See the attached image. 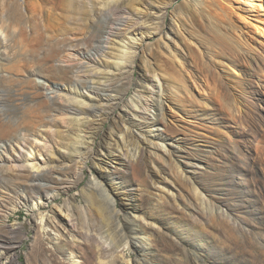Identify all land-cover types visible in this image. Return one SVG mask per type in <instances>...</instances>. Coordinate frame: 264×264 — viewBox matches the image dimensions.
I'll return each mask as SVG.
<instances>
[{"label":"rangeland","instance_id":"1","mask_svg":"<svg viewBox=\"0 0 264 264\" xmlns=\"http://www.w3.org/2000/svg\"><path fill=\"white\" fill-rule=\"evenodd\" d=\"M218 1L236 29L216 19L213 32L207 0L133 8L128 40L111 41L144 40L133 81L106 91L120 84L113 44L100 53L98 33L65 44L45 28L33 43L24 17L40 3L21 0L17 30L31 35L15 45L0 0V264H264V0ZM153 6L165 22L147 18ZM108 96L122 98L116 109L100 102Z\"/></svg>","mask_w":264,"mask_h":264},{"label":"bare ground","instance_id":"2","mask_svg":"<svg viewBox=\"0 0 264 264\" xmlns=\"http://www.w3.org/2000/svg\"><path fill=\"white\" fill-rule=\"evenodd\" d=\"M36 1H38L36 3H40L41 5H43L44 7L43 12L39 14L37 11L38 10L37 7L40 6V4L32 7V5L29 3L27 7L29 8L31 14H29V16L26 15L24 17V21H26L28 24L31 23V29H32L31 33L35 35H39V37L34 38L33 43L40 42V38L42 37L41 30L43 28H45L47 32L53 33L55 36L56 35L60 36L61 41H64L65 44H70L74 36H76V34H79L81 32H83V35L87 34L85 37L89 36L88 39L95 38L96 33H98L100 39L99 40L96 39L98 45L94 47V50L100 53H105L107 50H109V46L113 44V42H111L112 39H114V41L115 40L120 41L121 43L124 42L125 40H128L127 37L126 39L123 40L124 36L120 33L121 31L120 27L123 26L124 24L127 25L126 23L130 20L129 18H131L132 15L131 11L133 8L139 10L140 6H145L147 10L149 11L151 10V8L148 7L150 5L148 0H36ZM191 3L193 4V6L194 4L197 5L196 3L193 2ZM192 4H190L191 6H189L185 11L191 10L192 12L193 9ZM207 4L209 10V13L207 14L211 18L212 23L210 27L213 32L217 33L221 30L219 24L216 22V19L218 20L220 19L222 22L229 24L230 28L232 27L236 29L234 20L226 13L227 8L222 7L218 0H207ZM7 5H8L7 6L8 11L10 12V20L12 21L11 25L14 27V29L16 27V29L13 30L14 32L11 29L12 33H10V31L7 30L9 34V39L14 41L15 45L17 43H20L21 46L23 47L25 43L20 39V37L27 39L29 35H31V33L17 30V27H20V23L22 21L21 0H7ZM154 8H155L154 13L150 14L149 11H146L147 12L146 14L149 15V17L147 16V18L154 20L155 16H159L163 18L165 22L168 14L166 8H162V7L161 8L154 7ZM202 14H206V13L202 11ZM191 19L193 20L194 23L195 20L197 19L195 14L191 15ZM48 22L49 24H47ZM182 22L183 21H178V28H179L178 30L180 33L182 32L181 29H183L184 27V26L182 27L181 25ZM3 30L5 31L6 29L3 28ZM144 30L145 28L143 27L142 24H133L132 26L131 25L129 26L128 33H130V35L131 34L144 35ZM162 32L163 31L161 29V32L159 34H162ZM172 32L174 33L173 30ZM172 39H173V35L170 32L167 33V35L165 36V42L169 44L170 40ZM132 43L134 42H131L129 44L130 47L122 46L120 48L117 47L118 45L113 44L112 49H110L112 51H110L111 53L109 54V56L110 58L115 60V62L112 63V65H110L109 68L114 69V71L120 72L117 78V80L120 81L119 82L120 84L118 85V83L114 81V84L112 86L105 89L100 88L101 90L119 91L121 88L125 87L126 85L127 86L131 85V82L133 81L132 74L134 71V63L138 59V55L142 50L144 40L138 46ZM22 47H20V50L22 49ZM18 53H16V55H18ZM118 61H120V63ZM123 63L124 65L123 67H121ZM71 71L72 70L69 68H62V69L57 68V69H53L51 73L57 76L59 79L68 80ZM86 72L88 74L87 76H85L86 82H88L89 77L90 78L92 77L95 80L99 78L98 71L94 72L92 70ZM144 82L145 81L141 80L139 83V87L142 89H146ZM152 87L154 88V86ZM72 100L78 106L84 104L77 97L76 98L73 97ZM121 101L122 98L115 99L112 96H108L106 100L103 101L101 99L100 102L105 107H109L113 110L119 106ZM140 103H141L140 101L136 102V105L134 106L135 109L139 108ZM158 105L160 108L159 114L164 115L163 102L158 101ZM111 113L112 112H110L109 114L108 113L105 114H108L109 115L108 117H110ZM19 126L20 127L17 129L8 128L4 132V134L14 135V132H12L11 130H20L23 126H29V125L22 123ZM90 150L91 152L84 151L86 155L87 153H90L89 158L91 157L93 151L92 149ZM32 168H34L35 170L36 169L40 170V168L36 167L34 164H32ZM95 185L100 186L99 183H96ZM35 207L39 208V205L37 204ZM44 223H45V219L42 220V224ZM125 231H132L130 233V236H128L131 244L135 246L140 253L143 254L147 253L149 249L146 241H142L144 239L140 241V238H138L137 231H141V229H138L136 226H133V227H127Z\"/></svg>","mask_w":264,"mask_h":264}]
</instances>
